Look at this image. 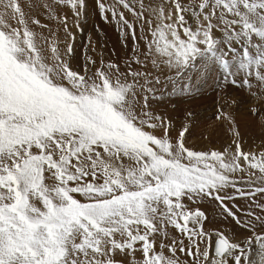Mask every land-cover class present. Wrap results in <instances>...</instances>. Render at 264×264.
I'll return each instance as SVG.
<instances>
[{
	"label": "snow or ice",
	"instance_id": "1",
	"mask_svg": "<svg viewBox=\"0 0 264 264\" xmlns=\"http://www.w3.org/2000/svg\"><path fill=\"white\" fill-rule=\"evenodd\" d=\"M86 7L0 0V264H264V0H97L124 55L81 60ZM209 80L259 144L221 108L225 145L197 148L159 107Z\"/></svg>",
	"mask_w": 264,
	"mask_h": 264
},
{
	"label": "rangeland",
	"instance_id": "2",
	"mask_svg": "<svg viewBox=\"0 0 264 264\" xmlns=\"http://www.w3.org/2000/svg\"><path fill=\"white\" fill-rule=\"evenodd\" d=\"M87 10L91 17H94L92 19L94 25L93 29L95 28V36L97 35L101 37V42L105 46V49L109 54L107 56L112 55V49H115L116 54L119 56V50L116 48L118 31L114 22L112 24H109L101 18L97 9V0H87ZM83 19L84 21L86 20L84 11L82 12L80 21L82 22ZM77 33L80 34L81 39L83 38L84 41H86L85 43L87 45V34L84 31H78ZM95 36H91L92 40L93 38H95ZM129 46H131L130 43ZM219 79L220 77H217V80ZM214 87L215 90H213ZM193 95L195 97L194 99H186L178 96H165L166 103L160 104L159 107L162 110L168 111L175 119H181L185 109L192 110L197 117V126L192 130L191 135L188 136L189 144L200 149H206L210 147L220 148L222 145H225L228 136L225 134V130L219 127L218 122L215 121V114L221 108H224L225 110L233 113L244 112L249 103L245 91L235 88H230L222 91L219 87L213 85L211 80H209L207 84L201 85L200 93H194ZM232 100H236L238 101V103L232 105L231 108H227L226 105ZM173 104L176 105L175 109L172 108ZM241 128V130H243L242 132L246 136H244L245 143H250L253 137H255L254 141L256 144L260 143L259 137L261 130L259 128H255L253 130L251 126L249 128L247 127V125L244 128ZM251 132L254 133L253 137H249ZM209 136L211 137V143H209V141L205 139V137ZM218 227H220L226 233H229L232 230L231 225H227L226 227H222L221 225H219Z\"/></svg>",
	"mask_w": 264,
	"mask_h": 264
},
{
	"label": "bare ground",
	"instance_id": "3",
	"mask_svg": "<svg viewBox=\"0 0 264 264\" xmlns=\"http://www.w3.org/2000/svg\"><path fill=\"white\" fill-rule=\"evenodd\" d=\"M89 7V6H88ZM88 10H87V7H86V9L84 10V15H85V17H86V20L84 21V19L82 20V22L79 20V24H80V27L83 29V31L87 34V36H88V38L89 37H91V36H95V28L93 29V27H94V25H93V19L92 18H94V17H91V15L87 12ZM90 11V10H89ZM71 17V16H70ZM96 24V23H95ZM96 26V25H95ZM98 28V27H97ZM73 31H76V42H75V49H76V56L78 57V58H80L81 60L83 59V56H82V53H83V50L85 49V45H86V41H84V39L82 38L81 39V37H80V34H78L77 32V30L74 28L73 29ZM84 33V34H85ZM91 39H92V37H91ZM95 40V41H94ZM102 40H101V37H99V36H95V38H93V42H95L96 44H97V51H99L100 50V48H99V45H103L102 44V42H101ZM129 47H131V46H129ZM116 48L119 50V56H123L124 55V50H123V48H122V45H121V43H120V40H119V35H117V39H116ZM105 55L107 56V55H109L108 53H107V50L105 51ZM236 101V100H235ZM237 103H238V101H236ZM240 113H243V112H236V114H237V119L238 120H240V121H242V125H244V126H242L241 125V127H245L246 125H247V127H249L250 128V126H251V128L254 130L255 128H259V126L258 125H256V126H252V125H250L246 120H243V118L241 117V115H239ZM242 129V128H241ZM247 129V128H246ZM260 129V128H259ZM243 131V130H242ZM246 133V132H245ZM245 136V135H244ZM248 136V135H247ZM254 136V133L253 132H251L250 133V135H249V137H253ZM246 137V136H245ZM254 138L255 137H253L251 140V142L250 143H246V145H248L249 147H251V146H253V144H254ZM249 141H250V139H249ZM248 141V142H249ZM256 144V143H255ZM202 207L204 208V210L207 212V214L209 215V217H210V219L213 221V223H215L217 226H219V225H221L222 227H226L225 226V224H223L222 222H221V220H220V217L216 214V211H215V208H216V206H215V204H213V203H209V202H207V201H205L204 203H203V205H202Z\"/></svg>",
	"mask_w": 264,
	"mask_h": 264
}]
</instances>
